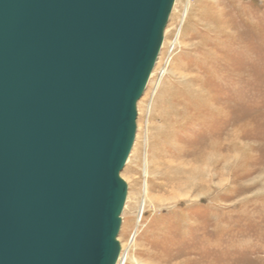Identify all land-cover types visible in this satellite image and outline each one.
I'll return each instance as SVG.
<instances>
[{"label":"water","instance_id":"1","mask_svg":"<svg viewBox=\"0 0 264 264\" xmlns=\"http://www.w3.org/2000/svg\"><path fill=\"white\" fill-rule=\"evenodd\" d=\"M174 1L0 0V264L116 263Z\"/></svg>","mask_w":264,"mask_h":264},{"label":"rangeland","instance_id":"2","mask_svg":"<svg viewBox=\"0 0 264 264\" xmlns=\"http://www.w3.org/2000/svg\"><path fill=\"white\" fill-rule=\"evenodd\" d=\"M120 175L124 264H264V0L174 1Z\"/></svg>","mask_w":264,"mask_h":264},{"label":"bare ground","instance_id":"3","mask_svg":"<svg viewBox=\"0 0 264 264\" xmlns=\"http://www.w3.org/2000/svg\"><path fill=\"white\" fill-rule=\"evenodd\" d=\"M143 192L145 193L146 192V184L144 183V186H143ZM142 209H143V203L142 204H140V212L142 211ZM134 236H135V234H133L131 237V240L134 238ZM122 253V256H120V254ZM124 257H126V255H125V253L122 251V252H120L119 253V256H118V259H117V261H116V263L115 264H124L125 263V259L126 258H124Z\"/></svg>","mask_w":264,"mask_h":264}]
</instances>
